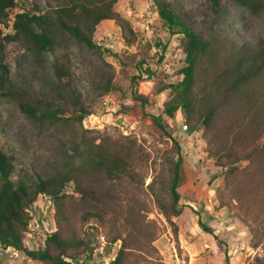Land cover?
Segmentation results:
<instances>
[{
    "label": "rangeland",
    "instance_id": "obj_1",
    "mask_svg": "<svg viewBox=\"0 0 264 264\" xmlns=\"http://www.w3.org/2000/svg\"><path fill=\"white\" fill-rule=\"evenodd\" d=\"M32 1L39 13L58 3ZM168 1L209 42L196 62L188 115L164 111L173 97L170 84L182 77L184 35L169 32L153 0H115L119 17L101 19L91 33L100 48L56 24L51 50L38 52L22 37L4 43L2 61L23 98L59 106L65 120L36 125L14 100L0 97V144L14 158V178L31 180L62 165L66 142L82 149L83 143H136L142 158L138 176L118 182L119 200L108 207L114 213L109 210L103 220L90 215L73 181L65 183L57 199V230L67 240H82L65 246L63 256L71 262L110 264L125 237V264H264V69L238 86L224 75L264 40V1L255 9L234 0ZM160 42L166 44L162 59ZM73 93L90 110L81 122L73 112ZM135 93L146 100L141 103ZM153 115L161 116L166 132ZM172 139L183 156V180L177 188L182 212L170 221L156 193L177 156ZM81 177L82 183L98 178L89 172ZM46 200L39 195L30 210L34 230L43 227ZM50 249L61 251L54 244ZM0 264L52 263L22 250L12 255L0 245Z\"/></svg>",
    "mask_w": 264,
    "mask_h": 264
},
{
    "label": "trees",
    "instance_id": "obj_2",
    "mask_svg": "<svg viewBox=\"0 0 264 264\" xmlns=\"http://www.w3.org/2000/svg\"><path fill=\"white\" fill-rule=\"evenodd\" d=\"M19 10L15 13L14 19L9 23L10 9L15 5V0H0V97H6L15 101L17 107L34 124L58 123L65 120L60 113L59 106L52 105L47 101L37 100L35 102L23 98L10 77L9 66L2 61L4 43L13 41L18 37L24 38L31 44V47L38 51L53 49L54 38L51 36V27L56 24L62 30L68 32L76 40L84 43L90 48H100L91 37L96 24L101 19L119 17L113 9L115 0H57L55 7L47 13H39L36 4L32 0L30 5L23 0ZM220 0H212L214 4ZM238 4L255 9L264 0H234ZM159 17L171 34L182 33L185 37L184 52L185 64L180 68L182 77L179 82L170 84L173 93L172 100L164 106L167 115H172L177 109H182L188 115L189 107L194 98L192 86L195 81V67L198 58L205 55L209 49V42L188 26L180 13H178L168 0H153ZM8 29V30H6ZM6 30V31H5ZM159 45L158 59H162L166 44ZM264 69V40L257 49L242 57L232 68L228 67L224 75L229 76L233 86L248 81L255 73ZM148 73L150 70L146 69ZM61 71V69H60ZM142 68H139L137 77H141ZM107 89L113 85L108 81ZM74 109L77 119L81 122L85 115L90 113L88 107L84 106L79 97L73 93ZM134 98L141 103L146 100L143 94H134ZM207 116L205 115L203 120ZM153 122L166 132L161 122L160 115L152 116ZM192 126L188 127L191 130ZM177 156L171 162L170 175L159 183L156 200L158 205L171 221L172 216L182 212L180 204V192L178 186L183 180L182 162L183 156L180 153V146L177 140L172 139ZM75 141L67 144L64 148V159L62 165L49 174L37 173L35 179L14 178L15 163L12 154L7 153L0 144V245L11 246L22 250L27 256L35 259L49 260L52 264H87L83 262H71L63 256L65 246L71 243H82L81 239L67 240L57 230V199L63 193L65 183L73 181L74 190L81 194L82 199L91 206L90 215L99 220L113 208L110 205L119 200L118 185L123 178L131 181L138 176L137 168L142 158L136 151V143L132 139L125 142L115 141L108 143H83ZM80 157L77 162V157ZM89 172L97 175L96 181L81 182L82 175ZM81 173V174H80ZM153 187V186H152ZM155 188V187H154ZM155 191V190H154ZM39 195L50 197L55 204L56 229L46 235L43 243L37 249H28L24 243L28 224L31 219L29 209L33 208ZM114 213V212H113ZM202 228L212 233V229L199 220ZM120 238L116 236L115 240ZM122 240L114 258L110 264H125L123 259L126 255L125 248L127 240ZM61 249L58 253L51 252L50 246ZM226 262H229L228 255H224ZM73 258V257H71Z\"/></svg>",
    "mask_w": 264,
    "mask_h": 264
},
{
    "label": "built area",
    "instance_id": "obj_3",
    "mask_svg": "<svg viewBox=\"0 0 264 264\" xmlns=\"http://www.w3.org/2000/svg\"><path fill=\"white\" fill-rule=\"evenodd\" d=\"M21 1L15 0V5L10 9V14H9V23H11L14 19L15 13L19 10L20 8ZM45 196V195H44ZM46 208L42 211L41 213V218L43 219V227L38 231L34 230L31 226L28 224V229L26 232V238H25V245L28 249H37L39 245L43 243L44 238L46 235L56 229V223L53 218V214L55 213V204L53 200L46 196ZM29 213L32 214V211ZM40 236L42 238H40ZM6 250H11V254L17 256L18 255V249L9 246L4 247Z\"/></svg>",
    "mask_w": 264,
    "mask_h": 264
}]
</instances>
